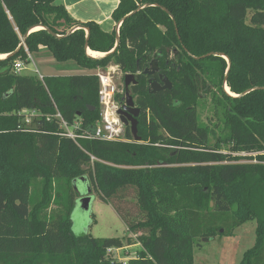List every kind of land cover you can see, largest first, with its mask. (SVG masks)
Returning a JSON list of instances; mask_svg holds the SVG:
<instances>
[{
	"label": "trees",
	"instance_id": "16d2710c",
	"mask_svg": "<svg viewBox=\"0 0 264 264\" xmlns=\"http://www.w3.org/2000/svg\"><path fill=\"white\" fill-rule=\"evenodd\" d=\"M111 18L116 47L114 28L78 22L55 0H0V264H195L202 238L233 236L253 220L238 264H264V0H119ZM41 47L89 68L112 64L123 82L132 73L139 140L129 126L124 141L66 136L57 112L94 129L98 77L14 72ZM153 59L170 89L149 91L143 70ZM207 97L214 142L198 115ZM114 98L122 104L124 88ZM24 109L36 112L29 123ZM80 178L140 243L135 257L107 253L130 237L74 234Z\"/></svg>",
	"mask_w": 264,
	"mask_h": 264
},
{
	"label": "rangeland",
	"instance_id": "374dc122",
	"mask_svg": "<svg viewBox=\"0 0 264 264\" xmlns=\"http://www.w3.org/2000/svg\"><path fill=\"white\" fill-rule=\"evenodd\" d=\"M101 69L111 74L115 91H120L123 88L121 71L112 64ZM96 71L97 69L82 66L73 59L57 60L49 49L41 47L38 51L30 54L28 63H23V69L20 73L36 76H68L93 74ZM201 103L198 108L199 119L201 123L207 124L211 129L210 142H214L219 130H215L214 124L218 121L211 108L210 97H207ZM74 185L82 194L90 188L89 194H91L88 211L83 210L80 203L77 202L71 213L74 234L90 233L95 238L117 237L123 239L124 243H126L125 238L130 237L133 242L131 245L112 248L107 253L114 262H126L128 259L135 257L141 245L137 242L135 236L127 231L123 220L116 213L113 206L99 198L96 192L91 189L88 179H85V182L77 180L76 183H73ZM92 214H94V219ZM255 226V220L247 221L235 229L233 236H216L209 241L201 239L194 247V263L238 264L243 252L254 243Z\"/></svg>",
	"mask_w": 264,
	"mask_h": 264
},
{
	"label": "built area",
	"instance_id": "2783aa9c",
	"mask_svg": "<svg viewBox=\"0 0 264 264\" xmlns=\"http://www.w3.org/2000/svg\"><path fill=\"white\" fill-rule=\"evenodd\" d=\"M29 56V54H28ZM23 69V62L16 60L13 65V70L16 73H20ZM96 76L99 81V103H100V117L95 123V127L92 131L81 130V121L74 120L71 124L64 121L59 112L54 115V118L59 120L60 127L64 131V134L73 140L78 138L85 139H101V140H122L124 141L123 124L119 119L117 110L121 104H119L115 98V85L113 78L109 72L103 71L101 68H97ZM42 78V76H38ZM23 116L25 123H29L30 118L36 114L33 110H21L19 112ZM50 119V117H47ZM81 131V132H80ZM110 250V249H109Z\"/></svg>",
	"mask_w": 264,
	"mask_h": 264
},
{
	"label": "water",
	"instance_id": "95a60500",
	"mask_svg": "<svg viewBox=\"0 0 264 264\" xmlns=\"http://www.w3.org/2000/svg\"><path fill=\"white\" fill-rule=\"evenodd\" d=\"M116 27L115 32H116V43H115V47L118 44L119 41V37H118V28L120 25V22L116 23ZM39 27L42 26H38L36 28H33L32 30L38 29ZM82 25H76L74 27H72L70 29V31L77 29V28H81ZM44 28V27H43ZM85 31L88 33V29L86 28ZM51 32V31H50ZM29 32H27L26 34H28ZM53 35H55V33L51 32ZM21 44H23V40L21 41ZM86 51L88 50L87 47H85ZM87 53V52H86ZM89 55V54H87ZM105 54H103L102 56H104ZM90 56V55H89ZM6 57V55H4L1 58ZM93 57V56H92ZM224 58L226 59V61L229 64V60L227 57L224 56ZM159 68L157 65V60L153 59L151 60V62L149 63V66L143 70V73L147 74V75H152L155 72H158ZM228 71V69H227ZM227 73V72H226ZM160 80L157 81L153 78H150L148 80V84H149V91L150 92H156L158 90H162V89H170L171 88V82L167 79V77H162V75L159 76ZM131 83H135V79H134V75L132 73H126L124 75V87H125V92H124V101L123 103L120 105V107L117 110V114L119 115V119L121 121V123L123 124V126H129L130 132L133 136V138L135 140H139V136L137 134V117L139 115V108L137 106H135L134 100L129 92L128 86ZM224 90L226 91V85L224 83ZM227 92V91H226ZM229 94V92H227ZM84 180L83 178H80V181ZM77 180H73V183H76ZM74 189L80 194L79 199H77L76 203H80V207L85 210L88 211L90 208V202H91V194L90 193V188L84 193L82 194L76 185H74ZM212 238L209 237H204L202 238L203 241H209Z\"/></svg>",
	"mask_w": 264,
	"mask_h": 264
},
{
	"label": "crops",
	"instance_id": "0c3cea01",
	"mask_svg": "<svg viewBox=\"0 0 264 264\" xmlns=\"http://www.w3.org/2000/svg\"><path fill=\"white\" fill-rule=\"evenodd\" d=\"M118 1L119 0H55V3L63 5L74 20L81 23L95 21L104 31L110 32L117 25L112 20L111 13L118 4ZM28 58H30V54Z\"/></svg>",
	"mask_w": 264,
	"mask_h": 264
},
{
	"label": "flooded vegetation",
	"instance_id": "af4514ba",
	"mask_svg": "<svg viewBox=\"0 0 264 264\" xmlns=\"http://www.w3.org/2000/svg\"><path fill=\"white\" fill-rule=\"evenodd\" d=\"M146 75H147V74H146ZM155 75H157V76H155ZM160 75H162V77H164V74L161 73V72L158 70V72H155V73L152 74V75H148V76H149V77H148V80H149L150 78H153V79L159 81V80H160V77H159ZM131 84H132V83H131ZM131 84H129V86H130ZM129 86H128V89H129ZM123 88H124V92H125L124 82H123ZM148 89H149V84H148ZM132 98H133V97H132Z\"/></svg>",
	"mask_w": 264,
	"mask_h": 264
},
{
	"label": "bare ground",
	"instance_id": "6f19581e",
	"mask_svg": "<svg viewBox=\"0 0 264 264\" xmlns=\"http://www.w3.org/2000/svg\"><path fill=\"white\" fill-rule=\"evenodd\" d=\"M87 54H89L90 56H93V57H99V56H102L103 54H101L100 52H97V51H93V50H87L86 51ZM4 55H0V58L3 57ZM227 92L231 93L227 87L225 88Z\"/></svg>",
	"mask_w": 264,
	"mask_h": 264
}]
</instances>
